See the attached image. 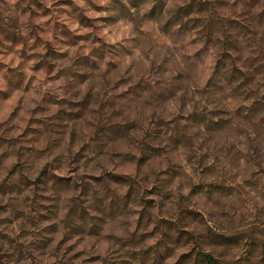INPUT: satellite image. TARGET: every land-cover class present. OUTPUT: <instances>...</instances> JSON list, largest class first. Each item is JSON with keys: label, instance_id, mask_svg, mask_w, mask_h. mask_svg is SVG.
Wrapping results in <instances>:
<instances>
[{"label": "rangeland", "instance_id": "1", "mask_svg": "<svg viewBox=\"0 0 264 264\" xmlns=\"http://www.w3.org/2000/svg\"><path fill=\"white\" fill-rule=\"evenodd\" d=\"M264 264V0H0V264Z\"/></svg>", "mask_w": 264, "mask_h": 264}, {"label": "trees", "instance_id": "2", "mask_svg": "<svg viewBox=\"0 0 264 264\" xmlns=\"http://www.w3.org/2000/svg\"><path fill=\"white\" fill-rule=\"evenodd\" d=\"M205 256H206V259H207L211 264H214V263H215L214 259L210 256V254H206Z\"/></svg>", "mask_w": 264, "mask_h": 264}]
</instances>
